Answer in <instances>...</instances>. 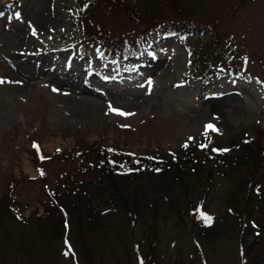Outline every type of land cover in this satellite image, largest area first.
<instances>
[{
	"label": "rangeland",
	"instance_id": "374dc122",
	"mask_svg": "<svg viewBox=\"0 0 264 264\" xmlns=\"http://www.w3.org/2000/svg\"><path fill=\"white\" fill-rule=\"evenodd\" d=\"M89 1L0 0V78L5 81L0 84V195L14 177L15 199L26 220L0 221V264H139L150 251L143 264H263L264 230H258L254 246L246 237L242 260L240 229L249 219L260 225L264 208L251 199L243 202L242 193L231 197L247 175L225 168L228 159L208 163L183 181L169 173L165 182L145 178L120 184L118 211L99 197L92 200L101 216L96 223L79 226L69 218L67 245L44 235L46 220L35 215L44 214V184L54 189L58 176L72 174L79 162L58 155L44 165L45 181H31L38 175L34 144L44 156L98 144L165 160L185 144H200L211 123L218 130L208 131L217 135L213 148L256 137L264 148V0H190L201 19L199 33L197 28L186 37L153 33L142 55L113 64L99 59L74 27ZM153 5L166 16L172 13L162 0ZM98 17L107 34L136 38L135 27L125 20ZM215 38L231 53V61L228 54L220 58L223 68L244 76L223 74L204 85L194 83L188 49L199 51ZM109 105L133 115H118ZM260 174H253L251 183L261 182L262 191ZM200 204L204 210L196 208ZM126 208L137 215H126ZM201 211L220 224L212 238L196 232L205 224Z\"/></svg>",
	"mask_w": 264,
	"mask_h": 264
},
{
	"label": "trees",
	"instance_id": "16d2710c",
	"mask_svg": "<svg viewBox=\"0 0 264 264\" xmlns=\"http://www.w3.org/2000/svg\"><path fill=\"white\" fill-rule=\"evenodd\" d=\"M162 1L172 10L169 16L158 10L153 5V0H90L81 8L78 20H80L81 26L89 39L100 41L97 44L98 46L105 49L108 45L109 48H112L116 52L125 48L138 52L137 42L127 43L124 36L107 34L106 25L97 19L99 18L98 15L102 17L113 16L125 20L135 27L134 32H138L139 39H143L149 33L158 30L168 34L191 33L194 31L195 26L201 23L200 18H195L197 12L188 2L190 0ZM210 23L211 20H208L207 24ZM222 51L223 49H217L214 42L206 43L205 47L199 50V56L191 50L194 70L198 73L197 78L201 82H208L217 76L219 73L218 68L221 67L219 61ZM259 134L261 136L262 132H259ZM213 139V136H208L207 147L205 149L197 150L194 147H185L179 154L180 157H175L163 163L144 160L138 157H127L121 154L118 149L103 147L98 144L84 145L82 148L78 147L72 155L62 153L66 158L78 161L79 166L74 169L72 174L64 172L58 178L56 177L55 188L50 190L47 195L49 201L45 203V211L41 217L46 220L44 235L50 239L61 240L64 235L63 223L65 221L69 222L70 219L72 221L76 220L79 226L84 221L88 223L94 221L96 223L101 216L98 208L94 209L92 207V200L99 197L104 198V203L110 204L113 210L118 211L119 204L117 202L121 200L120 184L145 178H156L160 180L159 182H165V179L168 180L169 173H174L176 180L183 181L187 175L200 173L203 168L206 169V165L210 163L211 157H220L212 152L211 144ZM233 152L236 154L233 155ZM222 157H224L223 159H228L227 165L224 166L225 168L234 171H244L247 175L234 190V194L231 197L235 199L237 194L242 193L243 202L251 199L252 202L260 204L257 207L258 209L264 208V190H259L262 189V183H251L253 174L255 176H262L260 173H264V148L261 145L260 138L256 137L254 140L244 138L239 140L233 139L229 144L228 153L222 155ZM225 162L224 160L223 163ZM41 180L45 181V177L43 176ZM16 183L17 181L14 177L10 178L7 189L0 195V221L2 218L7 217L18 221L20 205L17 203L14 195ZM181 186L185 191L189 189L183 182H181ZM164 199H167V197ZM231 208L230 211L233 209ZM132 210L126 208V215L132 216L134 214L136 216L137 213H132ZM235 212L233 210V213ZM230 214L232 213L230 212ZM23 221L22 219L19 220V222ZM248 221L250 222L252 219ZM219 230L220 224L216 223L210 227L197 226L196 232L200 237L212 238ZM258 230L260 232L264 230V221L260 225H256L254 229L249 224L242 225L240 229L242 233L240 237V249L243 262L246 261V237L252 238L250 245L254 246L260 239V232ZM146 243L148 246H151V250L155 246V240L152 241L150 239ZM135 247L137 249L140 248L139 245H135ZM151 256V251L145 254L143 256L144 263ZM254 256L255 259H261L259 255L256 256L255 254Z\"/></svg>",
	"mask_w": 264,
	"mask_h": 264
},
{
	"label": "snow or ice",
	"instance_id": "6c2138e0",
	"mask_svg": "<svg viewBox=\"0 0 264 264\" xmlns=\"http://www.w3.org/2000/svg\"><path fill=\"white\" fill-rule=\"evenodd\" d=\"M9 7H11V5H9ZM3 15H4V13H3V12H0V16H3ZM15 18H16L17 20H20V19H21V13L16 12V13H15ZM8 19H9V21H11V20H12V17L9 16ZM32 34L35 35V30H33V33H32ZM4 82H5V81H4L2 78H0V84H2V83H4ZM148 83H149V85H151V83H152L151 80H149ZM53 91H56V89H53ZM109 110H110L111 112H114V113H116V114H118V115H121V116H129V115H133L132 113L123 112V111H121V110H119V109L113 108L111 105H109ZM209 130H211V131H218V130L215 128V126H214L213 124L209 123V124L205 125V136H206V137L208 136V131H209ZM190 139H191V138H190ZM209 142H210V141H209ZM33 146H34V147H38V146L35 145V144H34ZM184 147H187V144H185ZM200 147H201V148H205V147H207V144H202V145H200ZM212 151H213V152H220V151L227 152L228 149H227V148H224V149L213 148ZM157 171H159V169H157ZM42 174H43V173H42ZM200 215H201V218L205 221V223H209V224L211 223V221H212V217H211V216H208V215L203 214V213H201ZM65 244H66V245L68 244V241H67V240H65ZM64 255H65V256L70 255V249H69V251H66V252L64 253ZM140 264H143V260L140 261Z\"/></svg>",
	"mask_w": 264,
	"mask_h": 264
},
{
	"label": "bare ground",
	"instance_id": "6f19581e",
	"mask_svg": "<svg viewBox=\"0 0 264 264\" xmlns=\"http://www.w3.org/2000/svg\"><path fill=\"white\" fill-rule=\"evenodd\" d=\"M217 98V97H216Z\"/></svg>",
	"mask_w": 264,
	"mask_h": 264
}]
</instances>
